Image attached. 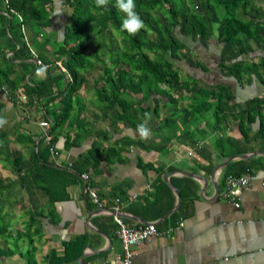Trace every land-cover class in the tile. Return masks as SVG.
I'll return each instance as SVG.
<instances>
[{"label": "crops", "instance_id": "crops-1", "mask_svg": "<svg viewBox=\"0 0 264 264\" xmlns=\"http://www.w3.org/2000/svg\"><path fill=\"white\" fill-rule=\"evenodd\" d=\"M54 1L53 28L37 33L30 28L26 30L29 45L39 46L38 53L43 51L50 58L55 57V39H61V32L53 30L64 23L66 12L62 9L63 0ZM9 14L8 0H0V31L4 25L1 17ZM9 43L1 33L0 47ZM213 43L197 45L204 66L185 59L174 58V62L183 70L185 80L226 85L233 95L227 108L193 106L192 111H187L192 104L190 92H186V98L177 107L163 93L146 99L140 94L138 99L146 111H140L134 122L113 124L111 120L104 121V114L92 112L89 94H86L89 103L81 95L85 101L84 115L98 120L91 121L89 129L99 126L101 136L92 130L82 144L67 148L65 131H57L60 132L57 162H73L91 148L95 138L102 142L104 151L119 139L127 138L119 147L122 159L113 156L112 160H103L99 171L72 184L70 198L57 202L54 213L47 210L44 216H39L33 227L29 211L16 216L4 210L0 223L5 215L9 231L0 234V264H123L124 246L111 211L120 206L124 222L131 227L159 222L178 202V196L166 181L168 174L182 201L176 211L157 225L161 230L175 228L170 237L160 235L138 243L133 248L132 264H264V132L262 135L260 132L261 119L264 121V71L245 75L240 82L225 73L220 62L213 67L214 57L210 63L212 48L221 54ZM254 59L261 60L258 56ZM30 61L35 64L33 59ZM0 62H4L1 56ZM33 68L26 79L31 85L47 75V69L37 65ZM57 71L62 72L59 68ZM256 99L262 100L258 107L250 105ZM54 103L58 105V100ZM37 105L28 108L32 113L23 112L29 119L25 116L17 126L22 125L39 141L50 127L41 125L48 112L39 102ZM145 112L151 113L148 121L151 138L147 140L137 132ZM249 114L256 117L251 119ZM243 115L247 118H242ZM247 169L252 177L240 205L236 206L225 197L226 177L240 175ZM92 190L106 210L95 203Z\"/></svg>", "mask_w": 264, "mask_h": 264}, {"label": "trees", "instance_id": "trees-1", "mask_svg": "<svg viewBox=\"0 0 264 264\" xmlns=\"http://www.w3.org/2000/svg\"><path fill=\"white\" fill-rule=\"evenodd\" d=\"M114 5L115 0H109L107 7L98 9L94 0H64L65 21L53 30L61 32V39H55L54 58L43 51L35 52L24 34L29 28L36 33L53 28L54 0H8L10 14L1 17L4 25L0 34L6 35L10 43L0 47L4 60L0 62V117L6 119L8 101L17 104L20 100L19 91L28 97L27 109L39 102L48 112L45 118L49 120V141L46 136L37 141L22 125L7 128L5 124L0 128V166L10 170V175L0 171V199L14 193L13 200L22 197V212L31 213V227L47 210L54 213L57 202L70 198L69 187L83 181V174L90 176L99 171L100 163L112 160L113 156L122 159L119 147L127 138L119 139L106 151L95 138L91 148L73 162L56 160L60 135L57 131H65L67 148L82 144L92 130L101 136L99 126L89 129L90 122L98 120L84 115L85 103L80 94L95 68L101 69V77L95 80L93 89L97 90L95 100L103 104L100 109L104 121L111 120L113 124L134 122L140 111H146L138 99L140 94L146 99L163 93L177 107L186 98V92H190L191 108L230 106L233 95L226 85L182 78V69L174 58L205 65L187 37L204 46L214 41L222 46L219 60L222 70L240 82L245 75L264 71V0H136V11L145 27L135 35L121 29L124 14ZM256 56L261 60L256 61ZM32 59L52 65L46 77L35 85L26 80L37 65L32 64ZM58 60L67 72H56ZM4 91L6 100L1 97ZM56 100L58 105L54 103ZM261 102L256 99L250 105L258 107ZM1 219L0 234H5L9 226L4 222L5 215Z\"/></svg>", "mask_w": 264, "mask_h": 264}, {"label": "built area", "instance_id": "built-area-1", "mask_svg": "<svg viewBox=\"0 0 264 264\" xmlns=\"http://www.w3.org/2000/svg\"><path fill=\"white\" fill-rule=\"evenodd\" d=\"M36 61L38 64L44 65V63L40 59H37ZM22 100L26 102L27 97L23 95ZM41 123L43 127L45 128L49 127V120L45 119ZM45 135L49 141L50 136L48 135V132H46ZM83 177L87 179L88 175L83 174ZM251 177L252 174L250 169H247L244 173L240 175L229 174L226 177L227 187L224 192L225 197L229 199L234 205L239 206L241 202L242 193L245 187L250 183ZM91 196L95 201V203L100 205L102 210L103 209L106 210L105 207H103V205L101 204L99 196L96 193V191L92 190ZM111 213L114 217V220L119 225L117 235L122 241L124 246L125 255L123 258V264H132L134 259L133 248L138 243L160 235H165L167 237H170L175 228V227H170L169 229L161 230L158 228V225L155 221L139 225L138 227H131L124 222L120 206L114 207V210H112ZM179 224L183 225V222H179Z\"/></svg>", "mask_w": 264, "mask_h": 264}, {"label": "rangeland", "instance_id": "rangeland-1", "mask_svg": "<svg viewBox=\"0 0 264 264\" xmlns=\"http://www.w3.org/2000/svg\"><path fill=\"white\" fill-rule=\"evenodd\" d=\"M64 1V0H63ZM63 3V2H62ZM65 10H66V8H64ZM68 11V10H67ZM21 16V15H20ZM20 18H22V16L20 17ZM25 33V37H26V31H24ZM52 33V32H51ZM47 34H49V32H47ZM54 34H52L51 36H53ZM191 38V37H190ZM190 38L189 37H187L186 38V40H190ZM190 44H191V46L195 49V50H198L199 49V47L197 46V45H199V43L198 42H192L191 40H190V42H189ZM214 45L216 44V46L219 48V50L221 51V49H222V46H220L219 44L217 45V43L214 41V43H213ZM38 47L39 46H35L34 45V47H33V49H34V51L35 52H37L38 53ZM40 50H42V47H41V49ZM212 51H210L209 52V54L210 53H212L213 54V56H210V58H211V60H210V63L212 62V60H213V57L215 58V60H216V62L214 61L213 63H212V65H213V67H217L218 66V62H219V60H220V56H219V53H216L215 52V49H211ZM55 57H57V55H55ZM185 61V60H184ZM33 62H35V63H37V61H35V60H33ZM179 62V64L180 65H183L182 63V61H178ZM55 64H57V65H59V69L61 70V71H64V72H67V68H66V66L63 64V62L60 60V61H57ZM37 65H38V67L39 68H41V69H50V67L52 66V65H50V66H47L46 64H44V65H41V64H38L37 63ZM56 68H58V66L56 67ZM56 68H55V70H56ZM213 69H215V68H213ZM183 71V70H182ZM99 77H101V69L100 68H95L94 70H93V72L91 73V74H89V76H88V80L86 81V83H85V86H83L82 87V89H81V91H80V94L84 97V99L86 100V102H88V100H89V98L88 97H91V100H90V102H91V104L93 105L92 107H91V109H92V112H95V113H98V114H100V115H103V112H102V110L100 109V107H103V106H101V105H103L102 103H100L99 104V101L97 100V102H96V100H95V95H97L96 93H97V90H96V92H92L93 91V89H94V87H95V85L96 84H94V81L97 79V78H99ZM188 80H190V79H188ZM91 91V92H89V91ZM89 94V96L87 97V95ZM6 92L4 91V92H2V94H1V97L3 98V99H8L7 97H6ZM23 95H25L26 97H27V95L24 93V92H21V91H19L18 92V97H19V101L17 102V104H14L13 102H11L10 104H8V106H7V112H6V120H7V125H8V127L7 128H9V127H12L13 125L14 126H17V125H19L20 124V121L21 120H24V117L26 116V118L27 119H29L28 117H27V115L28 114H26V113H32L31 112V110H28V109H26V102L24 103V101L22 100V97H23ZM84 99H83V101H84ZM27 100H28V97H27ZM85 102V101H84ZM89 103V102H88ZM87 103V104H88ZM97 103V104H96ZM96 105V106H95ZM191 109V106H188V108H187V111H189ZM87 110V109H86ZM23 112H26V113H24L23 114ZM203 112V109H201V113ZM90 118V117H89ZM42 124V123H41ZM47 132V131H46ZM46 136V135H45ZM0 171H1V173L2 174H4V175H10V170H9V167H6V166H3V165H1L0 166ZM15 194L16 193H14L12 196H10V197H7V198H2V199H0V210H1V212L3 213V211L4 210H6L7 212L9 211V213L10 214H12V215H18V214H20L21 212H22V210H23V208H22V197H18L17 198V200L18 201H16V200H13L14 199V197H15ZM5 220V219H4ZM4 222H6V221H4Z\"/></svg>", "mask_w": 264, "mask_h": 264}, {"label": "clouds", "instance_id": "clouds-1", "mask_svg": "<svg viewBox=\"0 0 264 264\" xmlns=\"http://www.w3.org/2000/svg\"><path fill=\"white\" fill-rule=\"evenodd\" d=\"M109 0H94V5L98 9L107 7ZM116 8L124 14L121 29L127 31L130 35H135L145 27V23L139 13L136 11V0H115ZM144 121L137 125V132L142 139L151 138V130L148 127V121L151 120V113H144ZM7 124L4 117H0V128Z\"/></svg>", "mask_w": 264, "mask_h": 264}, {"label": "water", "instance_id": "water-1", "mask_svg": "<svg viewBox=\"0 0 264 264\" xmlns=\"http://www.w3.org/2000/svg\"><path fill=\"white\" fill-rule=\"evenodd\" d=\"M169 177H170V175L168 174V175L166 176V181H167V183L170 185V187L174 190V192L176 193V195L178 196V202H177L175 208L172 209L169 213L165 214L164 217H163V219H161L159 222L163 221V220L166 219L171 213H173L174 211H176V210L179 208V206H180V204H181V201H182V196H181L179 190L176 189V188L174 187V185L172 184V182L169 180ZM155 222H156V223H159V222H157V221H155ZM147 223H149V222H147Z\"/></svg>", "mask_w": 264, "mask_h": 264}]
</instances>
